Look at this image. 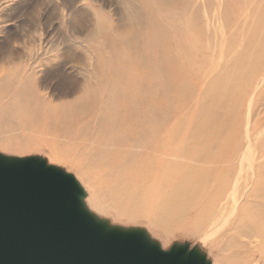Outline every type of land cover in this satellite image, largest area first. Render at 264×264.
<instances>
[{"label": "rangeland", "instance_id": "rangeland-1", "mask_svg": "<svg viewBox=\"0 0 264 264\" xmlns=\"http://www.w3.org/2000/svg\"><path fill=\"white\" fill-rule=\"evenodd\" d=\"M124 1L0 0V162L13 165V175L34 172L58 180L46 168L69 172L57 161L70 154L69 144L56 135L93 127L101 117L114 128L111 133L128 130L123 119L130 116L125 109L133 95L143 98V119L149 107L144 100L154 99L159 163L166 159L168 140L182 169L191 160L230 161L248 142L258 160L264 157V82L259 79L264 71L258 72L264 52L252 57L244 44L243 58H234L236 0H128L127 12ZM133 6L143 12L142 19ZM262 8L264 0H242V9L253 12L245 23V43L264 38ZM121 79L134 83L123 88ZM115 92L126 95L115 97ZM35 111L39 116L31 115ZM115 116L116 127L110 121ZM143 119L136 127L145 135ZM46 126L56 128L48 132ZM258 173L264 187V163ZM95 212L82 215L121 250H105L101 239L85 237L72 217L53 232L66 231L87 254L122 256L128 264L199 257L196 242L176 222L166 231L146 217L130 220L105 210L98 218ZM64 215L57 212L55 219Z\"/></svg>", "mask_w": 264, "mask_h": 264}, {"label": "bare ground", "instance_id": "bare-ground-1", "mask_svg": "<svg viewBox=\"0 0 264 264\" xmlns=\"http://www.w3.org/2000/svg\"><path fill=\"white\" fill-rule=\"evenodd\" d=\"M127 1L123 2L125 11ZM135 7L136 18L142 19L143 12L136 11ZM235 10L234 58H243L244 44L248 45L247 55L253 57L254 53L264 52V38L251 37L247 43L243 39L245 23L251 20L253 12L242 9V0H236ZM260 63L263 67H259L258 72L264 71V55ZM259 79L264 82V74ZM130 82L121 79L118 84L124 88ZM136 83L139 84L138 81ZM88 84L91 85L88 82L87 87ZM222 88L223 85L216 89L219 92ZM117 92L113 94L115 97L126 95ZM105 96L99 97L101 105H104ZM130 99L133 104L125 109L130 116L123 120L131 127L128 126L129 129L122 133L109 132L114 128L107 124L109 120L101 117L93 127H81L77 131L71 129L56 135L58 141L69 144L70 154L68 158H63L65 162L57 163L66 164L73 175L70 176L68 171L53 172L46 168L49 174L57 173L59 178L55 180L67 189L57 209L58 216L61 213L65 215L52 221L48 228L53 231L67 225L72 217L85 237L94 242L101 239L103 249L118 251L121 248L110 242L112 236L98 235L89 226L91 219L86 222V217L82 215L89 209L95 210L96 216L101 218V212L112 210L119 217L130 220L146 217L151 226H162L166 231L176 222L180 229L187 231V237L196 242L194 247L199 257L193 256L188 262L184 258L170 261L164 257L165 264H173L175 260L176 264H259L264 261V187L258 181L264 157L258 160L256 149L248 142L246 147L235 150L237 153L242 149L240 155L230 161L191 160V165L182 169L183 165H175L180 156L170 151L168 140L164 145L168 150L166 159L159 163L155 158L157 115L154 99L144 100L149 105L144 119L139 110L143 98L133 95ZM98 111L101 113V107ZM119 111L117 109L113 114L117 115ZM31 115L39 116V113L35 111ZM141 117L147 124L145 135L142 129L136 127L142 121ZM110 121L116 127L117 116ZM54 128L46 126L45 129L51 132ZM251 137L248 132L246 138L250 140ZM13 167L0 162V171L4 173L17 174ZM178 167L181 169L179 174L171 173ZM251 172L255 173V178L250 176ZM107 258L120 259L128 264L122 256Z\"/></svg>", "mask_w": 264, "mask_h": 264}, {"label": "water", "instance_id": "water-1", "mask_svg": "<svg viewBox=\"0 0 264 264\" xmlns=\"http://www.w3.org/2000/svg\"><path fill=\"white\" fill-rule=\"evenodd\" d=\"M66 187L39 173H0V264H126L87 254L66 232H53Z\"/></svg>", "mask_w": 264, "mask_h": 264}]
</instances>
